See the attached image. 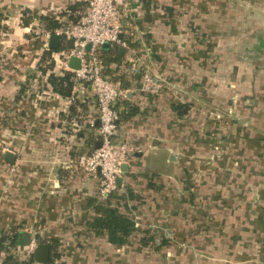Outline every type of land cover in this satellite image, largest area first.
I'll return each instance as SVG.
<instances>
[{"label":"crops","instance_id":"obj_1","mask_svg":"<svg viewBox=\"0 0 264 264\" xmlns=\"http://www.w3.org/2000/svg\"><path fill=\"white\" fill-rule=\"evenodd\" d=\"M129 1L132 46L161 85L135 78L115 105L136 147L118 193L134 194L137 231L117 247L87 230L98 174L77 158L98 145L96 102L53 90L28 31L42 15L73 23L85 1L0 0V233L56 245L52 264H264V0Z\"/></svg>","mask_w":264,"mask_h":264},{"label":"built area","instance_id":"obj_2","mask_svg":"<svg viewBox=\"0 0 264 264\" xmlns=\"http://www.w3.org/2000/svg\"><path fill=\"white\" fill-rule=\"evenodd\" d=\"M86 5L79 17L63 28L54 31L39 25V21L28 24L30 39H40L41 48L48 49V37L57 33L69 40L72 46L51 53L54 61L53 72L62 75L72 73L74 84L69 99H80L86 94L94 96L97 106L99 146L89 153L80 154L77 163L84 171L98 174L96 196L104 201L109 195L119 191L117 179L122 177V165L127 163L136 150L131 142L120 139L117 121L120 111L115 107L117 101L126 97L128 88L122 86L121 79L112 78L103 71L102 44L110 47L123 46L129 75L140 74L141 89L147 93H157L161 85L155 81L146 60L137 53L124 36H135L132 29L136 22L132 17V5L129 0H84ZM125 22V25H123ZM33 24H36L33 25ZM122 34V38L119 35ZM78 59V67L69 65V58ZM56 72H55V71ZM122 75V74H121ZM115 76V74H114ZM38 238L31 237L25 246H9L0 249V264H5L7 255L14 257V264H39L30 261L37 246Z\"/></svg>","mask_w":264,"mask_h":264},{"label":"trees","instance_id":"obj_3","mask_svg":"<svg viewBox=\"0 0 264 264\" xmlns=\"http://www.w3.org/2000/svg\"><path fill=\"white\" fill-rule=\"evenodd\" d=\"M74 10H76V8L74 6H71L70 11ZM23 13H25V11ZM39 18L41 26L51 31H54L57 28H63L65 26L62 21L55 19L54 17L42 15ZM69 18L72 22L76 20V18L71 15ZM28 19V16L23 19L24 25H27ZM129 35L128 38H126V41L131 46H134V42L131 41V37ZM69 46V40L64 36H61V40L56 48H48L43 50V54L40 58L41 71L44 72L46 68L53 69L54 61L51 58L52 52L62 49H68ZM101 53L105 65L103 72L106 75H110L112 78L119 77L124 88H128L131 80L135 78L140 79V74H131L130 76H126L124 73L123 75L118 73L119 65L125 63L123 62V56L119 53L117 46L109 47L107 49H101ZM47 60L48 62L46 63ZM112 63L115 64L114 68L110 67ZM127 64L128 63L126 62V65ZM53 73H50L48 76L53 90L61 95L69 96L71 94L75 80L73 74L65 72L61 76H57ZM171 109L176 112L177 116L180 117L186 113L188 105L182 103H172ZM126 191V194L122 193L121 191L119 193L117 192L115 194L109 195L104 201H98L97 198L90 199L89 204L93 209V216L85 222V226L89 232L97 237L106 238L109 243L117 247L126 244L128 238L133 233H135V231H137L135 219L132 215V212L124 210L126 202L123 203V199L126 196L130 198H133L132 196H134L130 189ZM15 238L16 233H0V249L5 248L6 245L14 246ZM38 241L45 242L44 239H41L40 237H38ZM55 247L56 245L54 246V244L51 247L48 264H52L55 257L58 256ZM30 261H35L33 256L30 257ZM4 262L5 264H14L17 262V260L11 255H7L4 259Z\"/></svg>","mask_w":264,"mask_h":264},{"label":"water","instance_id":"obj_4","mask_svg":"<svg viewBox=\"0 0 264 264\" xmlns=\"http://www.w3.org/2000/svg\"><path fill=\"white\" fill-rule=\"evenodd\" d=\"M123 25H125V22H123ZM122 34L119 35V38H122ZM61 40V36L57 33H52L49 37H48V47L51 49H54L58 46L59 42ZM70 46H72V44L70 43ZM102 49H107L110 47L108 42H105L102 44ZM125 50V48L123 46H119L118 47V51L119 53H123ZM69 65L76 68L78 67V59L75 57H70L69 58ZM118 124V121H117ZM99 146V142L98 145ZM3 158L12 163L15 159V154L11 151H5L3 153ZM127 169V165L126 163L122 165V171H125ZM121 177H119L117 179V183L120 185L121 184ZM31 234L28 231L25 230H18L16 233V238H15V245L18 246H25L29 243L30 239H31ZM49 256H50V245L47 242H41L38 241L37 246L35 247L34 251H33V258L34 260L39 263V264H48L49 261Z\"/></svg>","mask_w":264,"mask_h":264},{"label":"rangeland","instance_id":"obj_5","mask_svg":"<svg viewBox=\"0 0 264 264\" xmlns=\"http://www.w3.org/2000/svg\"><path fill=\"white\" fill-rule=\"evenodd\" d=\"M257 157H259L258 154L249 155V159L248 160L245 159V161H244L245 163L244 164L256 168L257 167V163H258ZM254 159H256L257 163L254 161ZM239 183H241V181H234L233 182V187L236 189L238 187Z\"/></svg>","mask_w":264,"mask_h":264}]
</instances>
